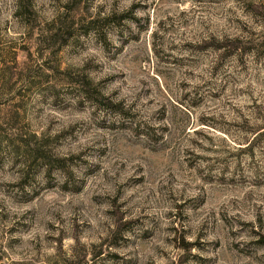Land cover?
<instances>
[{"label":"rangeland","instance_id":"obj_1","mask_svg":"<svg viewBox=\"0 0 264 264\" xmlns=\"http://www.w3.org/2000/svg\"><path fill=\"white\" fill-rule=\"evenodd\" d=\"M5 130L0 264H264V0H0Z\"/></svg>","mask_w":264,"mask_h":264},{"label":"trees","instance_id":"obj_2","mask_svg":"<svg viewBox=\"0 0 264 264\" xmlns=\"http://www.w3.org/2000/svg\"><path fill=\"white\" fill-rule=\"evenodd\" d=\"M53 36H55V34L53 35ZM8 65V64H7ZM7 68H8V70L10 71V70H12L13 68H12V66H7ZM85 83V82H84ZM83 86H84V84H83ZM6 132V134H3L4 136H2V135H0L1 136V140H0V147H1V145L3 144L2 142H4V140L7 142V143H11V141H12V139L14 138V136H15V134L16 133H13V134H7V130H5ZM11 131H13V130H11Z\"/></svg>","mask_w":264,"mask_h":264}]
</instances>
